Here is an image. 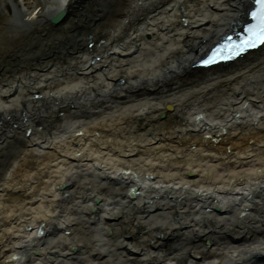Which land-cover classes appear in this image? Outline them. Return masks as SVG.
Listing matches in <instances>:
<instances>
[{
  "label": "bare ground",
  "instance_id": "6f19581e",
  "mask_svg": "<svg viewBox=\"0 0 264 264\" xmlns=\"http://www.w3.org/2000/svg\"><path fill=\"white\" fill-rule=\"evenodd\" d=\"M7 2L0 264L264 263V45L194 65L251 0Z\"/></svg>",
  "mask_w": 264,
  "mask_h": 264
},
{
  "label": "snow or ice",
  "instance_id": "6c2138e0",
  "mask_svg": "<svg viewBox=\"0 0 264 264\" xmlns=\"http://www.w3.org/2000/svg\"><path fill=\"white\" fill-rule=\"evenodd\" d=\"M258 5L256 11L251 15L256 23L251 24L247 28V35L243 37L239 43L232 40V37H228L227 41L216 48L212 56L205 60V64H212L219 59H232L234 56H239L247 49L256 48L259 45H264V0H255Z\"/></svg>",
  "mask_w": 264,
  "mask_h": 264
},
{
  "label": "rangeland",
  "instance_id": "374dc122",
  "mask_svg": "<svg viewBox=\"0 0 264 264\" xmlns=\"http://www.w3.org/2000/svg\"><path fill=\"white\" fill-rule=\"evenodd\" d=\"M1 1V0H0ZM7 6L9 7V9L12 11L13 9V3H14V0H7ZM91 47V46H90ZM99 58V56L97 57ZM142 124H144V122H141ZM252 264H261L260 262H254Z\"/></svg>",
  "mask_w": 264,
  "mask_h": 264
},
{
  "label": "water",
  "instance_id": "95a60500",
  "mask_svg": "<svg viewBox=\"0 0 264 264\" xmlns=\"http://www.w3.org/2000/svg\"><path fill=\"white\" fill-rule=\"evenodd\" d=\"M132 192H134V194L137 193V191H135V188H133L132 191H131V193H130L131 195H134V194H132ZM216 209H218V207H216Z\"/></svg>",
  "mask_w": 264,
  "mask_h": 264
}]
</instances>
